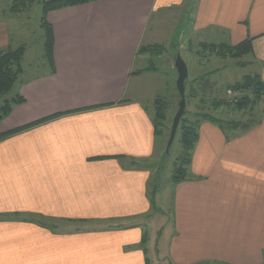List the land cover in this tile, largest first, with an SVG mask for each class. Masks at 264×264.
<instances>
[{"label": "crops", "instance_id": "obj_1", "mask_svg": "<svg viewBox=\"0 0 264 264\" xmlns=\"http://www.w3.org/2000/svg\"><path fill=\"white\" fill-rule=\"evenodd\" d=\"M186 13L199 42L252 37L264 81V0H98L48 13L53 66L45 58V72L21 80L27 100L0 133L57 115L0 140V264H264V114L231 137L201 123L194 178L171 180L170 205L157 201L155 101L175 86L138 50L157 42L153 14L159 25ZM9 40L0 22V50Z\"/></svg>", "mask_w": 264, "mask_h": 264}, {"label": "rangeland", "instance_id": "obj_2", "mask_svg": "<svg viewBox=\"0 0 264 264\" xmlns=\"http://www.w3.org/2000/svg\"><path fill=\"white\" fill-rule=\"evenodd\" d=\"M42 1L36 0L28 10L14 14L10 10L13 0H0V22H5L8 26L10 37L8 45L16 47L20 44H25L27 46L23 61L24 72L6 97H12L18 92L22 79L42 74L46 71L43 63L45 61V35L41 26ZM171 13L174 15L178 14L180 9H173ZM187 15L188 13H186L183 20H180L178 16H160L162 22L156 25L155 21L159 17L153 14L148 25L149 29L154 32V39L157 41L155 43L163 44L165 50L162 54H149L150 57L146 61V65L158 67L163 77L168 79L167 84L171 83L172 89L175 86L174 90H172L174 91L173 97L169 94L170 90L163 92V95L166 96L162 98L167 102L164 141L162 148L157 150L150 158L149 163H147L152 167L151 169L153 173L155 172V175L158 172L155 180L160 182L163 192L161 191L157 201L160 206L164 207L170 205L171 202L169 191L172 185V174L186 154V149L180 142V134L177 133L168 157L165 158L166 160L162 164L167 153L172 123L180 101L177 88L178 71L175 67V59L178 53L182 55L188 66L186 109L190 115L207 113L222 121L254 122L261 116L264 108L263 101V103H258L255 109L237 110L233 102L235 95L231 96L228 93L229 85L243 80L247 75H253L259 69L260 66L251 58L252 54H246L238 58L228 56L226 59L207 52L202 55L198 51V47L201 45L199 39H201L202 32L199 31L197 35L190 34L193 21H190ZM250 60H252V63H250ZM142 63L138 61L137 67H141ZM3 99L4 97L0 99V103H2ZM217 100H223V105L216 106L215 102ZM208 121L202 119V123ZM193 151L191 158H193Z\"/></svg>", "mask_w": 264, "mask_h": 264}, {"label": "trees", "instance_id": "obj_3", "mask_svg": "<svg viewBox=\"0 0 264 264\" xmlns=\"http://www.w3.org/2000/svg\"><path fill=\"white\" fill-rule=\"evenodd\" d=\"M36 0H13L12 6L10 8L11 12L18 14L28 10ZM98 0H43V14L41 17V26L45 35V58L47 59L48 64L53 66V51H54V29L53 25L48 20V13L51 10L75 6L80 4H85ZM201 45L198 47V51L204 55L206 52L208 54H216L221 57H233L238 58L246 54H251L253 52V38L248 37L236 44H230L226 42L220 43H205L200 42ZM27 46L25 44H20L16 47L8 46L3 50H0V99L4 97L2 103H0V122L7 118L13 109L26 102V97L21 93L17 92L12 97H6L14 87L15 83L18 81L20 75L24 72L23 61L26 52ZM165 50V46L161 43H154L148 45L140 46L138 53H148V54H162ZM152 65H148L144 69H150ZM143 69L136 70L135 72H140ZM186 85V81H185ZM228 90L233 92L235 109L237 110H251L255 109L258 103L264 100V81L259 74L247 75L243 80L237 81L228 86ZM187 97V95H186ZM180 99V95H179ZM236 99V100H235ZM224 101L217 100L215 102L216 106H222ZM156 108L155 114L153 117V123L155 128V134L161 135L165 131L166 117H167V102L164 98L159 97L155 101ZM200 114V115H199ZM264 114V109L261 116ZM57 114L36 120L34 122L13 128L6 132L0 133V140L5 137L22 131L32 125L46 121L55 117ZM195 116V118H194ZM192 116L185 109L184 115L181 118L177 133L180 134V142L186 149V154L183 159L180 160V163L175 169V172L172 174L171 180L175 183H179L183 180H190L194 176L190 173L191 165V153L194 150L198 139H199V127L201 126L202 119L209 120L218 124L221 129L225 131L228 137H231V129H235V126H238L239 121H222L219 118H215L212 115L207 113H195ZM177 135V134H176ZM175 141V140H174ZM172 147V146H171ZM170 147V149H171ZM168 157V152L165 154L162 164ZM155 191L157 190V184L154 186ZM151 202L153 205L156 204L155 193L151 197ZM147 242V235H143L142 243ZM149 261V260H148ZM148 264H151L150 261Z\"/></svg>", "mask_w": 264, "mask_h": 264}, {"label": "water", "instance_id": "obj_4", "mask_svg": "<svg viewBox=\"0 0 264 264\" xmlns=\"http://www.w3.org/2000/svg\"><path fill=\"white\" fill-rule=\"evenodd\" d=\"M175 67L178 71V78H177V88L179 91L180 95V101H179V107L178 110L174 116L173 123H172V128L168 140V145H167V152L169 153L170 147L172 146L177 130L181 121L182 116L184 115L185 109H186V85L185 81L188 77V66L184 58L180 53L177 54L176 59H175Z\"/></svg>", "mask_w": 264, "mask_h": 264}, {"label": "built area", "instance_id": "obj_5", "mask_svg": "<svg viewBox=\"0 0 264 264\" xmlns=\"http://www.w3.org/2000/svg\"><path fill=\"white\" fill-rule=\"evenodd\" d=\"M228 93L233 96V92L231 90H228ZM236 100V99H235ZM234 101V100H233Z\"/></svg>", "mask_w": 264, "mask_h": 264}]
</instances>
